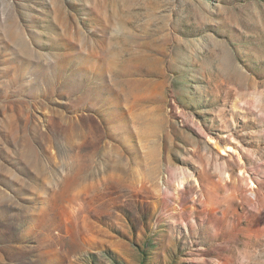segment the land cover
I'll return each instance as SVG.
<instances>
[{
	"label": "rangeland",
	"instance_id": "374dc122",
	"mask_svg": "<svg viewBox=\"0 0 264 264\" xmlns=\"http://www.w3.org/2000/svg\"><path fill=\"white\" fill-rule=\"evenodd\" d=\"M0 264H264V0H0Z\"/></svg>",
	"mask_w": 264,
	"mask_h": 264
}]
</instances>
